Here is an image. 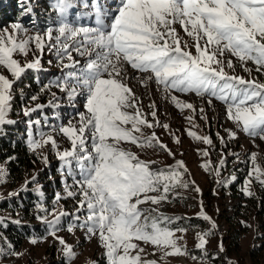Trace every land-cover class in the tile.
I'll return each instance as SVG.
<instances>
[{
	"label": "snow or ice",
	"instance_id": "1",
	"mask_svg": "<svg viewBox=\"0 0 264 264\" xmlns=\"http://www.w3.org/2000/svg\"><path fill=\"white\" fill-rule=\"evenodd\" d=\"M49 8L57 17L55 28L36 29L29 34L30 30L19 20L0 28V134H6V125L16 123L8 119L14 84L27 70H44L41 57L45 48L55 51L61 75L42 86L41 92L56 87L65 94L70 107L76 108L81 102L83 107V111H76L66 125L57 129L70 142V148L59 150L52 136L29 141L28 147L33 151L51 143L61 163L66 196L76 200L74 213L57 212L56 205L64 198L57 193L51 209L37 205L45 214L37 218L48 225V234L64 246L65 264H70L74 252L56 232L62 217L69 215L73 222L68 224L67 231L79 228L86 230L88 238L98 236L108 264H158L142 258L145 248L136 243L139 241L159 249L162 259L186 254L175 235L186 229L171 227L182 218L164 215L159 206L170 202V196H179L176 189L192 187L184 179L187 169L183 160L154 168L157 161L143 160L123 147L127 143L153 148L175 158L155 131L151 135L144 133L145 128L167 130L169 124H161L157 118L155 100L147 105L150 111H145L130 82L135 78L149 92L154 85L162 99L181 112L190 110L192 115L186 117L189 121L197 112L207 120L205 109H197L181 95L194 94L208 106L219 101L225 106L227 120L237 129L253 140H264V81L253 76V72L264 76V0H51ZM32 12L30 7L22 9L25 16ZM30 52L33 58L23 65L14 58V54L27 57ZM74 53L83 58V63ZM229 57L236 58L247 77L236 74L234 61ZM249 63L254 67H249ZM3 70L12 78L4 75ZM51 95L60 99L56 93ZM38 98L32 95L30 100L35 102ZM47 106L59 105L49 101ZM45 107L26 106L22 114L30 117ZM225 132L228 140L236 138L232 129ZM187 134L205 145L213 144L207 135L198 136L195 131ZM217 136L226 146L225 137L219 133ZM203 155L208 156L209 152L204 150ZM226 155L222 153L215 168L217 177L226 164ZM43 161L47 164V157ZM246 162L250 168L243 191L252 196L254 182L264 188V165L258 163L255 153L249 154ZM202 166L207 170L210 162ZM7 175L0 168V183L6 182ZM68 178L71 184L67 183ZM35 180L33 177L27 183ZM218 183L224 185L227 181ZM193 190L201 191L199 187ZM21 191H27V184ZM49 215L54 219L48 220ZM198 218L211 221L207 214ZM8 223L21 222L0 219V228ZM215 227L212 222L211 228ZM211 234L208 231L200 236L196 245L200 256L187 253L200 264L209 258L205 237ZM4 240L0 235V241ZM31 242L38 241L33 238ZM219 250H224L222 242ZM5 254L19 255L14 250L6 253L0 247V255Z\"/></svg>",
	"mask_w": 264,
	"mask_h": 264
},
{
	"label": "rangeland",
	"instance_id": "2",
	"mask_svg": "<svg viewBox=\"0 0 264 264\" xmlns=\"http://www.w3.org/2000/svg\"><path fill=\"white\" fill-rule=\"evenodd\" d=\"M23 2L26 1L23 0ZM1 4L2 0H0V6ZM26 4L30 5V3L27 2ZM32 14H34V10ZM6 25H2L0 28H3ZM54 26H56V22H54ZM29 34H32V32ZM50 53H55V51H49V49L45 48L41 59L47 58V56L51 55ZM36 55L40 54L36 53ZM14 58L19 60L23 65L26 61L33 58V54L30 52L27 57L20 54H14ZM75 58L78 60L77 57ZM229 58L233 59L236 66L235 69L237 70L239 62L234 57ZM249 64L250 65L248 66L254 67L251 63ZM236 70V74L247 77L248 74L243 71L240 65L238 70ZM229 71L231 72V70ZM3 74L10 79L12 78L7 70H3ZM129 74L130 76L132 75L131 71ZM253 76L257 77V73L253 72ZM17 83L14 84V101L16 95H19V98L28 97V92H25L21 88L18 89L17 86H19V84L16 86ZM130 86L136 91V94L141 97L146 112L150 111L147 108V105L152 100H155L157 105V118L161 124L168 123L169 129L165 130L162 127H156L154 129L145 128L143 131L146 135H151V133L155 131L159 140L175 153V158L169 156L166 152L153 148L131 147V149L143 159L157 161V163L153 165L154 168H164L168 165L174 164L175 160H183L187 169L184 179L192 185L189 189H176L175 192H178L179 196H170V202L163 203L159 206L160 211L169 214L170 217H181L182 219L180 220L198 218L202 214H207L211 218V221H205L200 218L203 220V223L200 226L190 225L182 227L186 229V232H176L175 234L178 238V245L181 246L182 249H186L187 253L200 256V250L197 249L196 245L199 243L201 235L205 232L211 231L212 234L205 237L207 240L206 251L209 254V258L204 264H217L213 260L220 258H223L228 264H264V253L260 254L259 250V248H261L259 238L261 233L260 218L258 220L255 219V217H251L243 220L245 227H248V233L242 237L240 248L233 256L227 254V248L232 251V246H229V241H226L232 231H230L228 222L234 221L233 215L237 207V200L239 199L237 195L241 194L242 197L251 198L252 196H256L258 188H262L258 183L254 182L251 188L254 195H246L243 191L245 178L250 168V164L246 162L249 154H257L258 163L264 165V140H261L260 138H255L253 140V138L237 129L234 124L227 120L225 106L218 101L214 100L213 105L208 106L205 101L201 100L199 97H195L194 94L188 96L181 95V99L192 102L196 105L197 109L200 107L205 109L207 120L201 119V114L197 112L194 119L189 121L186 117L192 115L190 110L181 112L179 109L175 108L173 104L162 99L160 94L155 91L154 85L151 86V91L149 92V90L143 88L135 78H132ZM59 95L60 94H57L56 96L58 97ZM37 103L40 102H38V100L35 102L32 101L28 106L35 107V104ZM77 107L80 108V111H83L82 103H78ZM14 108L15 105L12 106V111L8 116V119L10 120L14 118L12 115H18V112H22L23 107H18L19 109L17 111H15ZM149 119L151 120L152 118L149 116ZM225 129H232L235 131L236 138L228 140ZM188 131H195L198 136H209L213 141V144H203L189 136L187 134ZM217 133H219V136L225 137L227 142L226 146L221 144ZM48 136H52L53 139L56 140L59 150L63 151L70 148V142L63 136V134L52 132L43 138L47 139ZM177 140L180 142L177 143ZM204 150L209 152L208 156L203 155ZM33 152L36 153L39 158V163L34 166V169L31 170L27 176H25L20 185L14 187L13 182L8 181L7 177L6 182L0 183V203L8 199L17 198L19 195L11 196L10 194L18 193L19 188H24L26 184L27 189H31L35 186L36 189H39V191L41 190V185L36 184L42 179L44 169L51 167L58 158L55 154V150L52 149L51 143L43 144ZM222 153H227L226 164L224 168L221 169L220 177H217L215 175V168L219 165ZM233 153L236 155H232ZM237 156L239 159H237ZM43 157H47V164L44 163ZM206 162H210V167L207 170L202 166ZM7 164L8 161L1 162L0 168L5 169L8 173ZM232 176H235L234 181L231 180ZM33 177L36 178L35 182L27 183L28 181H32ZM49 180H51L50 177ZM218 180H226L227 183L222 185L218 183ZM194 187H199L201 190L200 193L195 192L193 190ZM60 195L64 197L63 199L69 200L68 202H73L72 204L76 205V200L66 196L65 189ZM201 205L203 206V213L201 212ZM45 207L51 209L53 203L51 206L48 205ZM142 207H147V205ZM37 210L39 213L45 215L40 212L39 208ZM56 210L57 212H74L66 209L64 204L60 201L56 205ZM9 215L10 213H4L0 210V219L11 218ZM251 215L254 216V212H252ZM47 218L48 220L54 219L51 215ZM68 218L73 217L71 215L62 217L61 222L58 225L60 230L56 232V236L62 237L67 245H70L73 249L74 256L70 260V264H108L105 257L106 250L101 245L98 236L88 238L86 230L79 228L74 229L71 233L68 232ZM212 222L216 225L214 229L211 228ZM41 225L45 226V223H42L41 221L34 223V226H37L38 228ZM33 238H36L38 242L32 243L31 240ZM33 238L27 239L22 247L17 250L11 248L8 245V242L0 241V247H3L6 253H10L13 250L16 253H19V255H0V264H65L64 246L61 245L55 237L48 235L44 238ZM221 242L224 249L222 252L219 250ZM136 243H138L140 247L145 248V253L141 254L142 258L155 260L158 264H200L199 261L193 260L191 255H188L187 253L184 255H170L162 259L159 249H156L150 244L145 245L142 241ZM253 248L258 249L257 251L260 254L257 260H254V258L251 257L250 251Z\"/></svg>",
	"mask_w": 264,
	"mask_h": 264
},
{
	"label": "trees",
	"instance_id": "3",
	"mask_svg": "<svg viewBox=\"0 0 264 264\" xmlns=\"http://www.w3.org/2000/svg\"><path fill=\"white\" fill-rule=\"evenodd\" d=\"M27 3H30V5H27L26 2L21 3V0H2L0 6V26L19 20L30 30V33H33L36 29L43 31L48 27L55 28L54 22H56L57 17L49 8L51 0H28ZM25 7H31L34 10V14L22 15V9ZM53 35H55V32ZM50 54L47 58L41 59L43 62H41L42 69L44 70L39 72L27 70L16 84V86L19 84L17 86L18 89L21 88L25 92H28V97L19 98V95H16L15 101H12L14 103L12 106L15 105L14 109L17 111L19 108H24L32 102L30 100L32 95H38V102L40 103L37 104H43L46 107L42 111L32 113L30 117H25L22 112H18V115H12L14 118L11 120L16 121V123L6 125L4 127L6 134H0V163L8 161L9 175L7 179L13 182L14 187L20 185L25 176L39 163L36 153L28 147L30 139H41V137H45L49 133H58V127L61 124L66 125L69 118L74 116L76 111H80L79 107H70L65 94L59 92L56 87H52L50 91L41 92L42 86L55 81L61 75V68L57 66L58 61L55 53ZM74 56L83 63V58L75 53ZM238 68L239 65L237 66V70ZM257 77L261 81H264V76L257 74ZM51 93L60 94L58 96L60 99L56 100ZM49 101H53L54 104H58L59 106H47L49 105ZM219 103L222 104L221 102ZM29 120L33 122L31 125L28 123ZM37 120L40 121L39 124L35 123ZM123 147L126 150H132L131 147L136 146L126 143L123 144ZM140 158L143 159L142 157ZM61 173V163L59 160H56L51 167L44 169L42 179L36 184L41 185L40 191H37L34 186L21 193V189L23 188L20 187L17 198L8 199L0 203V210L4 213H10L9 216L11 218L4 219L19 220L21 222L19 224L8 223L5 227L0 228V235L6 238L4 241L8 242L11 248L17 250L22 247L27 239L33 237L44 238L49 235L47 224L45 226L41 225L39 228L34 226V223L41 221L37 217L43 215L38 212L37 205L51 206L55 195L63 192L65 187L63 183L64 178ZM49 177L51 180H49ZM67 183H72L71 178H68ZM257 192L256 196H252L251 198L242 197L241 194L237 195L239 199L237 200V207L233 215L234 221L228 222L230 231L232 230L230 236L226 239V241H229V246H232V251L228 250L226 246L229 256H233L239 250L242 237L248 233V227H245L243 220L251 217H255L258 220L259 218L261 219V233L259 236L261 248L259 250L260 254L264 253V189L258 188ZM68 201L65 199L60 200L66 209L71 212L75 211L76 205ZM252 212H254V216L251 215ZM163 214L169 216L167 213ZM81 219H83V215H81ZM68 221L73 222V218H68ZM202 221L200 218H189L176 221L171 227L175 229L176 227H187L190 225L200 226L203 223ZM257 250L253 248L250 251L251 257L254 260H257L260 255ZM213 261L217 264L226 263L223 258L214 259Z\"/></svg>",
	"mask_w": 264,
	"mask_h": 264
}]
</instances>
